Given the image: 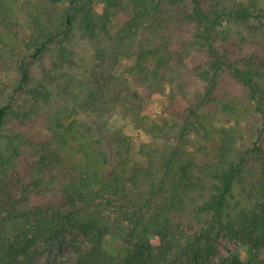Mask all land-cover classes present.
Masks as SVG:
<instances>
[{
    "label": "trees",
    "instance_id": "16d2710c",
    "mask_svg": "<svg viewBox=\"0 0 264 264\" xmlns=\"http://www.w3.org/2000/svg\"><path fill=\"white\" fill-rule=\"evenodd\" d=\"M9 67L0 264H26L70 231L86 241L50 264H264V6L0 0V70ZM155 95L166 116L150 120ZM118 114L148 140L137 148ZM194 136L214 149L194 153ZM109 235L124 239L117 253ZM222 237L250 259L215 260Z\"/></svg>",
    "mask_w": 264,
    "mask_h": 264
},
{
    "label": "rangeland",
    "instance_id": "374dc122",
    "mask_svg": "<svg viewBox=\"0 0 264 264\" xmlns=\"http://www.w3.org/2000/svg\"><path fill=\"white\" fill-rule=\"evenodd\" d=\"M249 2H255L261 6H264V0H248ZM104 3L99 1L97 2V9L101 11L103 9ZM126 64V63H125ZM16 77V70L14 67H9L7 69L0 70V80H6L9 82H14ZM13 94L11 92L10 96ZM164 97L161 95H155L150 98L144 110V113L149 117L150 120L162 119L166 116L163 111ZM225 117L221 116L219 123L225 122ZM114 124L116 127L123 129L126 133L133 135L137 148L140 146L142 141L148 140L147 134L139 129L130 117H124L121 114H118L114 118ZM194 143L191 145V150L194 153L201 152L198 147L202 144H207L208 149L213 150L215 142L207 141L202 136H194ZM208 151V150H207ZM207 153H203L206 155ZM65 240L61 243H51L45 244L41 242L37 250L34 252L33 258L31 261L26 264H50V261L54 257L69 256L75 252L76 245L83 244L86 241V237L81 232H67L65 235ZM152 243L154 246H157L159 240L157 237L152 238ZM124 244V239L119 236L109 235L105 239V246L112 253H117ZM219 255L215 257V260H219L220 257L229 255L232 251L237 252L242 261L246 262L250 259V250L248 246L241 245L239 242L231 240L227 237H222L219 243ZM261 258L264 260V250L261 253Z\"/></svg>",
    "mask_w": 264,
    "mask_h": 264
}]
</instances>
